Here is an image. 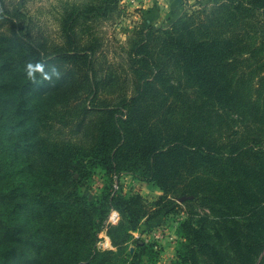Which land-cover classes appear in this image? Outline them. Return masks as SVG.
<instances>
[{
  "label": "trees",
  "instance_id": "trees-1",
  "mask_svg": "<svg viewBox=\"0 0 264 264\" xmlns=\"http://www.w3.org/2000/svg\"><path fill=\"white\" fill-rule=\"evenodd\" d=\"M54 3L50 37L0 0V264H160L155 242L127 252L130 233L183 207L174 264H264V0L186 1L169 27H135L116 63L99 29L119 0ZM60 91L68 132L43 116ZM95 171L90 201L80 181ZM123 173L158 196L123 193ZM104 229L114 250L95 246Z\"/></svg>",
  "mask_w": 264,
  "mask_h": 264
},
{
  "label": "rangeland",
  "instance_id": "rangeland-1",
  "mask_svg": "<svg viewBox=\"0 0 264 264\" xmlns=\"http://www.w3.org/2000/svg\"><path fill=\"white\" fill-rule=\"evenodd\" d=\"M18 0V8L23 11H28V14L33 16L39 23L41 24L42 28L47 32V35L52 37L56 30V24L54 23L53 16L51 14L52 7L50 5H55V0ZM120 1V0H119ZM185 1V0H184ZM182 1V5L184 3ZM188 3H192L193 0H186ZM185 1V2H186ZM166 3V2H165ZM140 6V4H130L126 6L121 5L120 8L122 9V15L118 17L115 21H109L106 24H103L99 29V37L102 41V51L107 58V62L116 63L120 59L116 58L115 49L117 46L124 44L126 38L131 33V31L141 25L144 24L139 21L136 15L134 14V7ZM55 11V10H54ZM134 17V18H132ZM173 22V21H172ZM172 22L168 26H155V27H162L167 28L169 27ZM146 25V24H144ZM154 26V25H153ZM27 97H34L47 99L46 95L41 97V93L39 92L38 88L32 87L26 91ZM69 94L65 92H56L52 96L55 103L58 101L59 104L54 107L53 109L47 111L43 116L47 120V127H50V130H57L61 129L64 132H68L69 126L60 124L61 117L66 112V110L70 109L74 101L63 100L68 97ZM40 96V97H39ZM49 103V102H48ZM68 135H64L67 137ZM62 140L61 136L53 135L49 136L50 143H60ZM74 144H78L75 141ZM24 160L32 162L34 167L47 165L49 164V157L41 156L36 152H32L28 155H24ZM77 177V175H75ZM80 184L82 185V192L90 201H95L97 196L100 193V190L103 186L102 175L99 171H95L93 176L90 179L81 180ZM118 186L121 188L123 193L125 194H132L134 192H139L142 194L145 199L150 202L151 200L155 199L158 196L157 190L149 184L140 183L137 181L132 175L123 173L120 175L118 179ZM185 200L184 198H179L176 200L178 204ZM183 207V206H182ZM184 209V207H183ZM182 209V210H183ZM113 210V209H111ZM110 210V212H111ZM178 211L176 213H170L168 211H164L161 213L157 218L151 221H145L141 223V226L138 230L131 232V238L126 244L127 252L130 250H136L135 240H139L141 242H155L157 247L160 246V264H174L175 261V250L177 247V236L175 235V228L177 226L178 221L182 220L185 217V213L183 211ZM109 212V215H110ZM109 215L107 219V223H112L109 221ZM118 219V218H117ZM115 222V221H114ZM156 235L159 236L158 239ZM96 248L100 251L103 250H114L115 248L112 247L108 236L106 235L105 229L102 230L98 234V240L95 244ZM140 264H147L146 259L142 258Z\"/></svg>",
  "mask_w": 264,
  "mask_h": 264
},
{
  "label": "crops",
  "instance_id": "crops-1",
  "mask_svg": "<svg viewBox=\"0 0 264 264\" xmlns=\"http://www.w3.org/2000/svg\"><path fill=\"white\" fill-rule=\"evenodd\" d=\"M182 1L184 0H143L138 8L134 7L133 12L136 15L135 17L146 25L168 26L180 15ZM128 3L130 2L127 0L119 1L120 6L124 4L127 6Z\"/></svg>",
  "mask_w": 264,
  "mask_h": 264
},
{
  "label": "built area",
  "instance_id": "built-area-1",
  "mask_svg": "<svg viewBox=\"0 0 264 264\" xmlns=\"http://www.w3.org/2000/svg\"><path fill=\"white\" fill-rule=\"evenodd\" d=\"M128 2L132 4H141L143 0H127ZM118 218V213L115 210H111L109 215V221L114 222ZM159 236L156 235V238L158 239Z\"/></svg>",
  "mask_w": 264,
  "mask_h": 264
},
{
  "label": "water",
  "instance_id": "water-1",
  "mask_svg": "<svg viewBox=\"0 0 264 264\" xmlns=\"http://www.w3.org/2000/svg\"><path fill=\"white\" fill-rule=\"evenodd\" d=\"M185 199V198H184Z\"/></svg>",
  "mask_w": 264,
  "mask_h": 264
}]
</instances>
